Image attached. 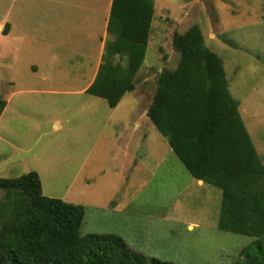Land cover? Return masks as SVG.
<instances>
[{"label":"rangeland","instance_id":"1","mask_svg":"<svg viewBox=\"0 0 264 264\" xmlns=\"http://www.w3.org/2000/svg\"><path fill=\"white\" fill-rule=\"evenodd\" d=\"M152 1L134 92L112 110L82 92L86 75H78V65L46 66L45 53L73 43L59 30L60 43L45 51L50 36L44 26L52 16L45 8L52 0H0V100L8 102L0 116V178L36 172L43 196L83 206L81 236L116 235L160 262L236 264L251 239L217 229L221 192L197 187L145 118L158 75L177 68L173 38L198 26L207 48L223 61L229 92L264 165V0ZM6 24L13 35H4ZM154 140L160 150L148 145ZM128 149L139 160L126 185L128 208L118 210L126 191L117 189L123 181L117 167Z\"/></svg>","mask_w":264,"mask_h":264},{"label":"trees","instance_id":"2","mask_svg":"<svg viewBox=\"0 0 264 264\" xmlns=\"http://www.w3.org/2000/svg\"><path fill=\"white\" fill-rule=\"evenodd\" d=\"M153 16L152 0H112L100 66L86 95L115 109L134 92ZM173 43L177 68L158 75L146 117L192 179L221 192L217 229L251 239L236 264H264V165L223 61L198 26ZM5 107L0 100V116ZM83 218V206L43 196L36 172L0 178V264H174L149 259L116 235L81 236Z\"/></svg>","mask_w":264,"mask_h":264},{"label":"crops","instance_id":"3","mask_svg":"<svg viewBox=\"0 0 264 264\" xmlns=\"http://www.w3.org/2000/svg\"><path fill=\"white\" fill-rule=\"evenodd\" d=\"M51 3L52 6L50 5V9L48 7L45 8V16L47 14H52L50 17L51 20H49L50 23L48 22V25L44 26L45 32H48L50 36L47 41L45 51L46 49H49L50 44H56L57 46L60 43V41H58L55 37V32L59 30L64 33L62 36L63 38L71 36L73 38V43L71 42L72 44L69 43L70 46L67 45L58 49L61 52L55 54L45 53L47 57L46 66H49L48 68L50 69V66H55V64H59L60 62L65 63L64 66L69 68H73L74 65H78L77 68L80 70L78 75L81 77L86 75L82 78V81L85 82V88L82 90V92H84L93 82L100 66L103 47L105 41L107 40V22L112 0H52ZM58 8L63 11H57ZM52 19L55 20L54 24ZM11 32L12 27L10 25L7 36L12 34ZM62 40L63 39H61V41ZM81 45H84V47ZM1 54L3 57L4 51H2ZM31 70L37 71V68L32 66ZM7 103L6 106L8 105ZM145 121L148 122L147 118H145ZM137 126L138 128H141L139 124L135 123L134 128ZM57 128L58 127L55 126V129ZM119 134L123 135L121 132ZM143 143L141 137L140 143L137 145H141ZM148 145L152 146L154 150H160L161 147V143H158L155 140L154 142H148ZM165 149L166 147L163 148V150ZM169 150L171 151L170 148ZM123 155L124 157L121 159L122 167H117L123 181L119 182L120 186L117 189H123L126 193L124 197H122L124 202L121 201L120 198L117 199L118 201L117 205H115V209L118 210H126L128 208L130 199L127 196L129 194L127 191L130 190V188H126V185L128 184L127 186L130 187V182H132L130 180V173L133 166H135L139 160V158H132L129 149L127 152L125 150ZM194 181L197 187L203 185V182L201 181Z\"/></svg>","mask_w":264,"mask_h":264}]
</instances>
